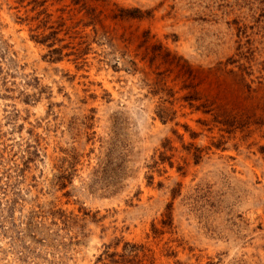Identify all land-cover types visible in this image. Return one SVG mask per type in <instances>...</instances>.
Here are the masks:
<instances>
[{"label": "rangeland", "instance_id": "1", "mask_svg": "<svg viewBox=\"0 0 264 264\" xmlns=\"http://www.w3.org/2000/svg\"><path fill=\"white\" fill-rule=\"evenodd\" d=\"M0 264H264V0H0Z\"/></svg>", "mask_w": 264, "mask_h": 264}]
</instances>
